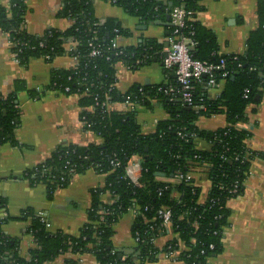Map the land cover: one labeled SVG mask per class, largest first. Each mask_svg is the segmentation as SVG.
Segmentation results:
<instances>
[{
    "label": "trees",
    "instance_id": "obj_1",
    "mask_svg": "<svg viewBox=\"0 0 264 264\" xmlns=\"http://www.w3.org/2000/svg\"><path fill=\"white\" fill-rule=\"evenodd\" d=\"M93 1L65 0L58 16L75 24L65 31L49 29L42 35L30 34L27 28L21 29L26 27V0H10L7 10L0 9V28L15 42L12 52L18 54L22 66L35 57H44L51 63L56 57L68 54L65 43L69 38L75 40L76 48L69 56L77 57L78 65L71 70H54L49 85L42 92H30V95L36 97L48 91L76 95L89 88V94L79 99L83 108L81 119L84 129L102 140L100 144L88 147L59 148L47 161L26 172L24 179L33 186L45 184L48 197L52 198L58 188L66 187L75 175L89 169L94 168L106 175L105 186L93 191L88 223L78 236L62 232L53 234L33 211L25 213L26 218L32 219L28 232L36 242L30 261L18 255V242L3 234L1 226L5 219L0 218V264H45L65 252L92 254L99 264H146L157 261L162 252L178 250L179 242L185 247L179 258L186 264H207L208 258L219 255L223 250L224 231L229 226L228 201L245 193V183L256 157L247 147L251 131L237 125L250 121L249 111L251 109V114H255L253 107L260 104L264 93L261 89L264 87V0H258V27L249 34L243 54L219 55L214 33L198 21L192 24L190 37L196 43L194 58L208 62L225 58L231 74L225 79L218 76V82L223 81L225 85L215 100L208 99L196 85L197 97L203 98L206 112L187 107L181 101H170L163 95L156 96L158 85H143L149 97L157 98L169 115L151 134L142 132L137 110L107 113L95 99L102 103L109 96L113 102H124L125 94L135 92L138 86L125 94L119 92L116 88L117 66L121 63L131 69H139L163 63L164 44L149 39L137 46L114 48L112 40L120 36L129 37L130 33L115 19L100 22L96 18ZM105 1L147 21L170 12L168 6L157 0ZM201 1L172 0V8L184 5L196 13L203 9ZM172 30L170 27V35ZM184 33L188 34L187 31ZM93 46L101 51L97 57L91 56ZM138 60L142 65H136ZM66 88L70 91L66 92ZM17 91L16 86L8 94L0 93V147L6 143L19 144L15 131L21 124L22 109ZM141 105L150 109L153 104L144 101ZM214 115H224L227 125L208 131L197 124L202 116ZM200 144L205 147L200 148ZM133 157L142 161L139 186L125 177V168ZM115 158L121 163L119 168L112 165ZM73 168L75 171L71 173ZM178 172L192 174L193 180L175 181ZM159 173L164 176L160 177ZM200 173H204L211 184L204 202H201L202 188L194 176ZM236 183L238 189L235 193ZM166 186L170 188L165 189ZM160 190H163L161 195ZM105 194L111 196L113 204L104 202L102 197ZM4 205L5 201L0 198V209ZM134 205L143 210L147 207L149 211L136 218L133 233L135 237L139 233V242L136 254L127 255L114 248L112 238L114 226ZM162 207L172 208L173 230L178 239L169 241L160 250L154 239L164 230L158 222L153 229L148 228L145 219L153 218Z\"/></svg>",
    "mask_w": 264,
    "mask_h": 264
},
{
    "label": "crops",
    "instance_id": "obj_2",
    "mask_svg": "<svg viewBox=\"0 0 264 264\" xmlns=\"http://www.w3.org/2000/svg\"><path fill=\"white\" fill-rule=\"evenodd\" d=\"M172 8V0H157ZM65 0H26V27L30 34L42 35L46 30L65 31L71 21L58 16ZM10 0H0V9H8ZM258 0H202V11L196 12V20L210 29L216 36L219 55L243 54L249 34L258 27ZM94 12L100 22L117 20L121 27L130 33L121 37L118 44L122 48L137 46L143 40L154 39L161 44L168 43L171 26L156 25L167 23V16L155 20H143L128 14L124 9L105 0H94ZM144 26H148L144 29ZM78 61L69 55H60L51 63L43 57L31 58L26 66L16 64L12 56L8 35L0 28V93L8 94L17 86L18 100L22 109L21 124L15 131L19 143L13 146L6 143L0 147V198L5 201L0 209V218L5 219L1 226L5 236L18 242V255L27 261L36 247L32 234L28 232L31 217L26 218L28 210L35 214L43 212L51 223L48 229L55 234L78 236L88 223L89 209L92 205L93 191L103 188L106 175L93 169L73 177L64 188H58L52 198L48 197L45 184L31 185L24 179L26 172L47 161L59 148L77 146L88 147L100 144L101 138L86 131L81 119L83 108L79 97L48 91L32 97L30 92H42L50 83L54 70H71ZM116 88L122 94L142 85H170L175 76L166 70L162 63L145 65L139 69L117 66ZM148 82V83H147ZM221 81L217 87L206 93L211 99L221 94L224 88ZM115 109L129 112L127 106L118 105ZM255 114L250 113L247 122L251 137L247 147L255 153L250 174L245 184V193L228 201L230 211L229 226L225 228L222 252L208 258L207 264H264V93L259 105L254 106ZM137 120L144 134L154 133L160 121L169 118L168 112L160 102L150 109L137 107ZM140 110V111H139ZM144 110V111H143ZM139 111V112H138ZM215 119L213 123L208 120ZM202 129L213 131L227 125L224 115L201 117L197 123ZM205 145L200 144V148ZM163 177V175H159ZM202 188V197L210 189V181L204 173L194 175ZM105 203L113 199L109 194L103 197ZM136 216L127 212L114 226L112 238L115 249L133 255L137 248L133 226ZM178 239L173 228L161 233L155 241L158 249H163L169 241ZM173 258L160 254L159 259L146 264H186L179 257L185 250L179 242ZM136 254V253H135ZM99 264L92 254L65 252L45 264Z\"/></svg>",
    "mask_w": 264,
    "mask_h": 264
},
{
    "label": "built area",
    "instance_id": "obj_3",
    "mask_svg": "<svg viewBox=\"0 0 264 264\" xmlns=\"http://www.w3.org/2000/svg\"><path fill=\"white\" fill-rule=\"evenodd\" d=\"M169 9L170 22L172 24L171 27L173 28V30L168 38L169 46L164 47L163 50L164 59L162 64L166 70L173 72L175 76V81L173 84L170 85H158L156 90V96L163 95L169 98L170 101H181L183 105L187 107L206 112L207 108L203 104V98L197 97L196 85H199L201 87L202 94L208 93L209 91L217 87V84L219 83L218 76L225 79L229 76V74H231V72L227 68V61L225 58H220V60L217 62L200 61L194 58L193 51L196 46V43L190 37V34H192V31L190 29L192 27V24L197 21L196 13L194 11L187 10L184 5ZM71 24H75V22L71 21ZM24 28L27 27H21V29ZM185 31H187L188 34H185ZM119 38H121V36L112 40L113 47L116 49H123L118 44ZM9 41L12 50L15 46V42L11 41L10 38ZM65 48L66 52L68 53L66 55H69L70 52H73L76 48L75 40L73 38H69L65 43ZM100 54L101 51L93 46L91 56L97 57ZM12 56L14 58V62L20 65L18 54L12 52ZM72 57L78 61L77 57ZM46 58H49V56ZM234 59H237V57H235ZM136 65H142V61H136ZM124 66L127 69L132 70L130 66ZM261 89L264 91V87H262ZM65 91L69 92L70 88H66ZM246 92L248 93V91ZM87 94H89V88H86L83 93H77L76 95L80 98V96H85ZM219 96L220 94L215 96V98L213 99H211L209 96H207V98L210 100H215ZM95 100L97 102V105H100L101 108L107 113L111 111H119L115 108L120 104L127 106L130 111H133L136 110L137 107L145 108L141 105V102L147 101L153 104L158 101L157 98L149 97L143 85L138 86L135 92L125 94V101L122 103L111 101L109 96H107L102 103L99 102L98 98H96ZM93 109L94 108H92V110ZM82 123L84 125L83 121ZM237 126L240 129L249 130L247 124H238ZM195 158L197 159L199 157L195 156ZM236 160H239V158H237ZM112 165L115 168H119L121 166V163L117 158H115L112 161ZM207 166L208 165H206L205 167L207 168ZM92 169L94 170V168ZM74 171L75 169L73 168L71 170V173ZM142 172L143 167L141 159L139 157H133V159L125 168V177L130 180L132 184L139 186V179L142 175ZM158 175L163 174L159 173ZM175 179V181L177 182H191L193 180V175L190 173L185 174L182 172H178L175 175ZM167 188L170 187L166 186L165 189ZM237 189L238 185L236 183L233 192L236 193ZM162 191L163 190H160V195L163 193ZM206 197L207 195L205 197H202L201 202H204ZM113 203L114 201L112 200L109 204ZM147 211H149L147 207L143 210L139 205H134L129 209L128 212H132L136 216V218H138L139 216L143 217V215ZM36 215L39 217L41 223L45 225L47 229L51 228V223L47 220L43 212L36 213ZM157 222L160 225V228L164 231L169 228H173L172 208L162 207L158 209L157 212H155L153 218L145 219V224H147V227L150 229H153ZM136 235V241L138 243L140 235L139 233H137ZM157 238L158 237L154 239V242L157 240ZM176 251L177 250H173L169 253L162 252V254L165 255L166 258H173L176 254Z\"/></svg>",
    "mask_w": 264,
    "mask_h": 264
},
{
    "label": "water",
    "instance_id": "obj_4",
    "mask_svg": "<svg viewBox=\"0 0 264 264\" xmlns=\"http://www.w3.org/2000/svg\"><path fill=\"white\" fill-rule=\"evenodd\" d=\"M171 7H173V4H170ZM167 23H163V22H155L156 25H160V26H172L171 22H170V15L167 16ZM148 26H144V29H147ZM169 44L166 43L165 47H168ZM148 83V82H147ZM140 111V110H139ZM138 111V112H139ZM144 111V110H143Z\"/></svg>",
    "mask_w": 264,
    "mask_h": 264
},
{
    "label": "rangeland",
    "instance_id": "obj_5",
    "mask_svg": "<svg viewBox=\"0 0 264 264\" xmlns=\"http://www.w3.org/2000/svg\"><path fill=\"white\" fill-rule=\"evenodd\" d=\"M211 118H212V117H211ZM207 120H208V119H207ZM209 121H211V122H213V123L217 122L215 119L208 120V121H206V122L209 123Z\"/></svg>",
    "mask_w": 264,
    "mask_h": 264
}]
</instances>
